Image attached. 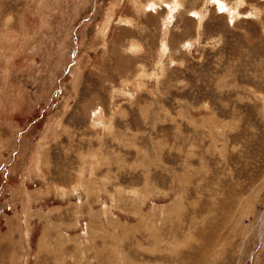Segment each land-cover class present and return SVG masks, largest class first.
Instances as JSON below:
<instances>
[{
  "label": "rangeland",
  "instance_id": "obj_1",
  "mask_svg": "<svg viewBox=\"0 0 264 264\" xmlns=\"http://www.w3.org/2000/svg\"><path fill=\"white\" fill-rule=\"evenodd\" d=\"M0 264H264V0H0Z\"/></svg>",
  "mask_w": 264,
  "mask_h": 264
}]
</instances>
